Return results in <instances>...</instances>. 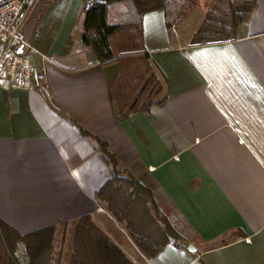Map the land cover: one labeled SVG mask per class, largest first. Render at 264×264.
<instances>
[{"label":"crops","instance_id":"obj_1","mask_svg":"<svg viewBox=\"0 0 264 264\" xmlns=\"http://www.w3.org/2000/svg\"><path fill=\"white\" fill-rule=\"evenodd\" d=\"M89 1L43 0L26 22L37 77L28 90L0 88V218L28 234L90 215L135 264H264V0L222 43L191 45L204 6L189 32L187 21L169 29L162 9L145 13L162 90L126 119L114 69L83 41ZM75 122L151 189L180 246L140 249L98 198L111 167Z\"/></svg>","mask_w":264,"mask_h":264},{"label":"trees","instance_id":"obj_2","mask_svg":"<svg viewBox=\"0 0 264 264\" xmlns=\"http://www.w3.org/2000/svg\"><path fill=\"white\" fill-rule=\"evenodd\" d=\"M257 0H214L196 30L191 45L236 40ZM86 9L83 41L98 61L110 65V89L116 118L126 119L148 111L162 90L144 40V14L164 10L169 29L187 16L195 0H90ZM81 132L97 141L111 176L97 192L114 216L125 224L147 255H157L167 244L183 238L161 212L154 196L131 172L120 165L108 143L75 122ZM60 227L71 228L69 252L65 241L56 242ZM57 246L60 248L57 250ZM0 264H135L90 215L72 224L49 226L22 234L0 218Z\"/></svg>","mask_w":264,"mask_h":264},{"label":"built area","instance_id":"obj_3","mask_svg":"<svg viewBox=\"0 0 264 264\" xmlns=\"http://www.w3.org/2000/svg\"><path fill=\"white\" fill-rule=\"evenodd\" d=\"M41 1L0 0V88L4 90H28L36 82L34 57L39 51L26 36L25 25Z\"/></svg>","mask_w":264,"mask_h":264},{"label":"rangeland","instance_id":"obj_4","mask_svg":"<svg viewBox=\"0 0 264 264\" xmlns=\"http://www.w3.org/2000/svg\"><path fill=\"white\" fill-rule=\"evenodd\" d=\"M213 1L214 0H195V4L193 5V7H190L189 9L187 8V10H188L187 11V16L185 18H183L181 21H179V23H177V24L183 25L187 21V23L183 25L184 26L183 30L185 32L191 31V29H193V27H195L198 24V22L203 19L204 15L206 14V11L211 6ZM199 6H201V7L204 6L205 7V9H206V10H204L205 14H204V11L201 12L204 8H201V11L200 10L195 11L196 8L199 7ZM201 15H203V16H201ZM201 17H202V19H201ZM71 238H72L71 228L68 229L67 232H66V228L65 227H60V229L58 230V233H57L58 241L56 243L59 244V246H60L65 241L66 252L68 253L69 252V247L71 245Z\"/></svg>","mask_w":264,"mask_h":264}]
</instances>
